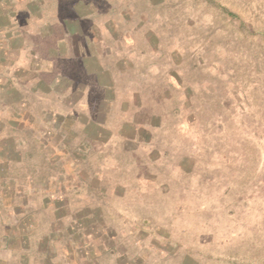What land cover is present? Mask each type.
Returning <instances> with one entry per match:
<instances>
[{"label": "rangeland", "instance_id": "rangeland-1", "mask_svg": "<svg viewBox=\"0 0 264 264\" xmlns=\"http://www.w3.org/2000/svg\"><path fill=\"white\" fill-rule=\"evenodd\" d=\"M0 264H264V0H0Z\"/></svg>", "mask_w": 264, "mask_h": 264}]
</instances>
